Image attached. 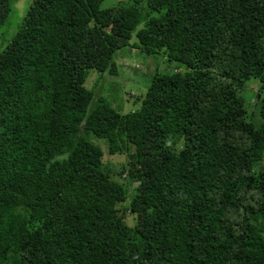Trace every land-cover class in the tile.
<instances>
[{"label":"trees","instance_id":"1","mask_svg":"<svg viewBox=\"0 0 264 264\" xmlns=\"http://www.w3.org/2000/svg\"><path fill=\"white\" fill-rule=\"evenodd\" d=\"M12 1L0 264H264V0H31L5 36ZM128 47L175 66L121 113Z\"/></svg>","mask_w":264,"mask_h":264},{"label":"rangeland","instance_id":"2","mask_svg":"<svg viewBox=\"0 0 264 264\" xmlns=\"http://www.w3.org/2000/svg\"><path fill=\"white\" fill-rule=\"evenodd\" d=\"M31 0H13L11 4V11L9 17L4 25L5 36H8L20 23L21 18L24 16ZM136 41L135 35L133 33L130 42L134 43ZM164 58L161 53L152 56H145L144 54L133 50L130 47L123 49L119 52L117 58V65L123 74L121 78H118V82L123 88H121L117 82H109L105 86H101V93L109 98L112 106L117 108L121 113H127L130 111L137 110L139 105H133V99L130 94H143L144 89L147 87L149 74L154 70L162 72L165 68L164 65L168 66L171 70L175 64L170 65L164 63ZM131 64V68H124V63ZM138 64L139 68L135 69L133 65ZM164 68V69H163ZM98 74L94 71L89 72L88 81H86L88 87H92L97 79ZM112 80V77H110ZM98 80V79H97ZM85 83V84H86ZM248 88L256 87L257 83L255 81H249ZM141 89V90H140ZM255 90V89H253ZM256 91V90H255ZM249 94V92H248ZM92 143L100 147L104 152L103 160L111 163V165L118 168L125 161L124 155H107L104 140L101 139H91ZM127 223L131 224L133 217L126 213Z\"/></svg>","mask_w":264,"mask_h":264}]
</instances>
